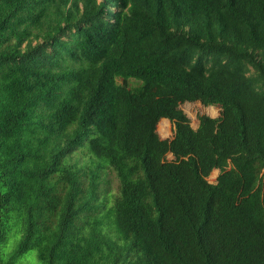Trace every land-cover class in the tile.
I'll return each mask as SVG.
<instances>
[{
    "label": "trees",
    "instance_id": "trees-1",
    "mask_svg": "<svg viewBox=\"0 0 264 264\" xmlns=\"http://www.w3.org/2000/svg\"><path fill=\"white\" fill-rule=\"evenodd\" d=\"M30 252L264 264V0H0V264Z\"/></svg>",
    "mask_w": 264,
    "mask_h": 264
},
{
    "label": "rangeland",
    "instance_id": "rangeland-1",
    "mask_svg": "<svg viewBox=\"0 0 264 264\" xmlns=\"http://www.w3.org/2000/svg\"><path fill=\"white\" fill-rule=\"evenodd\" d=\"M179 108L183 111V113L186 115V117L189 119L190 126L194 129L197 124L198 120L197 117L199 115H207L211 118H216L219 116V108L216 106H202L199 102H185L179 105ZM161 119L160 121H162ZM159 121V122H160ZM166 122L157 123L156 125V133L160 139H169L172 137L173 134V126L172 124L165 120ZM168 123V124H166ZM164 126V127H163ZM162 127L164 128V131L162 132ZM168 160H171L172 157L170 155L167 156ZM218 175V171L214 170L211 172V174L208 176L207 181L209 183H214L215 178ZM106 180L113 181L111 174H109L106 178ZM30 257L28 258L30 261L28 264H39L38 261L34 258V253L30 252Z\"/></svg>",
    "mask_w": 264,
    "mask_h": 264
},
{
    "label": "crops",
    "instance_id": "crops-1",
    "mask_svg": "<svg viewBox=\"0 0 264 264\" xmlns=\"http://www.w3.org/2000/svg\"><path fill=\"white\" fill-rule=\"evenodd\" d=\"M165 120H166V119H163V120L160 121V122H163V121H165ZM167 121H168V120H167ZM160 122H159V123H160ZM165 122H166V121H165ZM166 124H168V123H166ZM163 127H164V126H163ZM163 127H162V130H161L162 132L164 131V128H163ZM196 127H197V126H196ZM196 127H195L194 129H196Z\"/></svg>",
    "mask_w": 264,
    "mask_h": 264
},
{
    "label": "bare ground",
    "instance_id": "bare-ground-1",
    "mask_svg": "<svg viewBox=\"0 0 264 264\" xmlns=\"http://www.w3.org/2000/svg\"><path fill=\"white\" fill-rule=\"evenodd\" d=\"M133 108H134V107H133ZM160 123H163V124H164V123H165V121H163V122H160ZM160 123H159V124H160Z\"/></svg>",
    "mask_w": 264,
    "mask_h": 264
},
{
    "label": "clouds",
    "instance_id": "clouds-1",
    "mask_svg": "<svg viewBox=\"0 0 264 264\" xmlns=\"http://www.w3.org/2000/svg\"><path fill=\"white\" fill-rule=\"evenodd\" d=\"M167 120V119H166ZM218 171V170H217Z\"/></svg>",
    "mask_w": 264,
    "mask_h": 264
}]
</instances>
